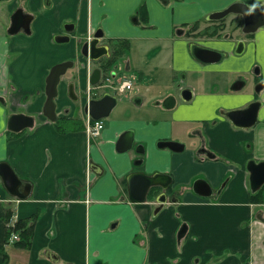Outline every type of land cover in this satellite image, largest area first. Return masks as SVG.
<instances>
[{"label":"crops","instance_id":"1","mask_svg":"<svg viewBox=\"0 0 264 264\" xmlns=\"http://www.w3.org/2000/svg\"><path fill=\"white\" fill-rule=\"evenodd\" d=\"M25 1L35 15L32 35L9 38L0 31V93L10 88L27 107L17 114L33 117L35 124L12 132V113L0 107V163L8 162L32 191L19 201L0 178V264H264V196L252 197L247 168L251 161H264V107L257 125L245 129L222 117L210 125L216 115L207 102L213 93L223 94L222 103L233 98L229 107L243 109L260 98L250 87L234 92L237 75H222L217 67L190 80L197 100L177 99L176 107L163 108L154 101L163 104L175 96L172 76H149L158 67L170 72L174 64L190 65L191 40L178 34L180 28L199 21L202 29L213 27L204 19L234 4L260 7L264 0H149L146 24L137 26L130 19L143 0H50L47 7L45 0ZM19 4H4L9 19ZM69 23L76 25L71 41L55 42V36L67 34ZM98 29L105 32L102 43L129 42L118 69L136 76L137 90L118 102L102 120L101 134L91 137L84 126L88 117L76 112L69 85L75 91L87 88L90 76L79 46ZM231 32L229 27L225 34ZM205 42L219 53L238 45L235 39ZM244 42V54L234 57L239 71L260 65L264 74V27ZM67 61H74V70L64 76L56 100L57 116L63 118L50 121L44 115L47 78ZM197 131L209 139L206 145L199 138L187 142ZM126 132L133 133L134 144L121 153L117 145ZM162 141L185 149L160 148ZM202 145L216 157L200 154ZM135 173L163 175L171 184L167 190L152 189L145 203H134L128 177ZM199 182L208 183L210 197L197 193ZM162 193L166 203L155 214ZM17 221L22 227L13 232L19 239L12 243L8 228Z\"/></svg>","mask_w":264,"mask_h":264},{"label":"flooded vegetation","instance_id":"2","mask_svg":"<svg viewBox=\"0 0 264 264\" xmlns=\"http://www.w3.org/2000/svg\"><path fill=\"white\" fill-rule=\"evenodd\" d=\"M12 1L13 0H0V5H2V6H0V9H1V7H4L0 11V31H2L1 33H3V31H5L4 32L5 36L9 37V38L17 37L21 34L25 35V36L32 35L35 15L29 12V10H28L29 6H27V2L25 0H20V4L18 5L17 9L10 15V19H9V17H7L6 6H8V4H10ZM44 3H45V6L47 7V5H50V0H45ZM231 6H233V5H231ZM142 7H144L145 11H146V5H144ZM229 8H227V9H229ZM227 9H225L224 11H226ZM221 12H223V11H221ZM221 12H217V13H221ZM145 13L146 12L139 13L143 17L142 21L145 20ZM214 15H215V13H214ZM212 16L213 15H210L209 18ZM209 18L204 19V22H206L208 24H212L213 27L209 26V27H206L205 29H202L201 27H202L203 22L199 21L198 23H195V24L194 23L193 24H187L178 30V34H180V36H183L184 38L191 40L190 43L192 45V48H191V46L189 48V55H191L190 56L191 60L189 62L190 65L186 64V66L180 67V69L183 68L180 70L176 67V64H174V65H172V68H173L172 71L173 72L172 71L169 72L167 70H164L162 67H158L156 71H152L149 74L150 78L152 75L154 76L159 72H161V74L163 75L162 78H164V79H166L167 76H172L171 77L172 78L171 85L173 86V88H174L173 91L175 93V96L170 95L169 97H167L163 104L158 103L159 101H157V100L154 101V104L160 105L163 108L164 107L165 108L176 107L177 99L180 103H183V104L193 103L195 100H197V98H196L197 95L195 94V91L191 87L190 80H194L195 78L196 79H202V78H204V75H206L208 73L213 74L215 71H217V70H215V68L219 67L220 73L222 75H228L229 77H232L235 74L237 75L236 82H234V84L232 85L234 92H237V91H240L243 89H247L248 87H250V90L253 92V94L255 96L259 97L261 101L260 102H254L251 105H249V107H246L243 109H231L229 107V105L233 104V101L236 102L233 98L229 99V98L225 97L224 100L226 102L222 103L223 99H221V97L223 96V94L217 95V94L213 93L212 94L213 98L207 99L209 108H212V110L214 111V114L216 115V117L214 118V120L211 122L210 125L217 124L219 122V117H222L223 119L229 120L234 126H236L234 124L235 122L232 121L231 119H229L226 115L228 113H231V117H233V115L235 114V118H236V112H239L238 113L240 115V119L238 120L239 126H236V127L240 128L242 123L247 122L245 119H242L241 114L247 113L246 118H248V116L251 114V111H246V109L250 108L251 106L260 104V106L258 107L257 122L255 124L251 125L250 128H248V129H251V128L255 127L258 123L259 109L260 108L262 109L264 107V102H263L264 74H263V70H262L260 65H253V66H250V68L246 71H239L240 69H239V67H237L238 66L237 59L234 57H237V56L244 54L245 48H246V45H245L246 43L244 42V40L246 38H249L254 33H248V34L245 33V28H246L245 22H244L243 17L240 14H229L225 18L219 19V20H211ZM229 27L231 28L232 32L230 34H225L226 29ZM75 28H76V25L73 23L65 24L64 25V31L67 34L55 36V38H54L55 42H57L58 38L66 39L68 37L69 41L66 43H69L71 41L70 34L74 32ZM207 28H209V29H207ZM235 32H239L238 35H235ZM96 34H98V35L103 34L104 35V37L102 39H100V45L106 46L108 48L109 55L104 56L103 58H101L98 61H92L90 58H86L83 56L86 59L84 65H85V67H87L90 77H89V80H88V83L86 86L87 88L85 87L86 89L84 90V92H85L84 100L83 101L79 100L78 102L73 101V103L75 105H77V107H78V109H76V112H78L80 110L81 112L85 113L84 106L86 105L87 102L92 101V100H95V101L100 100L103 97H105L106 95H111L112 97H115L117 99V104H118V102L120 101L119 95L126 96L127 94L137 90V88H136V82H137L136 76L131 75V74L127 75L124 72L122 73V71H123L122 69H118L119 68V62L122 60V57L124 55H126L129 51L123 53V55H121L119 58H115L116 61H114L113 63L111 62V65L106 66L107 61L108 62L113 61L112 59L115 57V51L118 49V45L119 46H123L125 44L130 45L127 40H125V41L124 40H116V41L109 40V44L108 43H102L103 40L105 39V32L102 29H98L94 35H92V36L89 35L84 40L82 39V41H80V47H81L80 51H82V48H83L85 42H87L89 39H91V40L94 39V36ZM209 39H217V40L220 39L222 41H225L226 39H231V40L235 39L238 45H236V47L231 52H230V49H227V48H225L223 51L220 50L221 54L223 55V57L220 61H218V62H205L204 59L206 57L204 56V51H201L200 49H210L206 46L207 42H205ZM201 40H203L205 43H201ZM66 43H59V44H66ZM81 54H82V52H81ZM15 56H17V55H15ZM103 60H105V61H103ZM11 62H12V59H11ZM3 63L4 62H2V64ZM97 68L101 69L102 76H101L99 83L97 85L93 86V85H91V75H92L93 71ZM226 68H229V69H226ZM2 69H3V67L0 68V71ZM63 78H62V80H63ZM119 81L131 82V89L127 90L123 94L118 92L117 88L119 85H117V84ZM249 82H251L252 85L249 84ZM46 84H47V82H46ZM70 85H73V88H74V84H70ZM8 92H11V93L8 94ZM58 92H59V88H58ZM74 93H75V88H74ZM212 95H210V96L212 97ZM58 96H59V94H58ZM57 98H56V100H57ZM30 100L31 99L27 98L25 101L30 104ZM21 102L22 101H17V99L14 98L12 91H10V88L4 89L3 93H0V107H2L5 110H9V113H12V115H16L18 113L19 109L25 110V113H26L27 107H23ZM67 110L70 112L71 109L67 108ZM233 112H235V113H233ZM23 115H25V114H23ZM62 118L63 117H60L58 115L57 122L61 121ZM89 119H90V121H89ZM88 121L90 123L94 122V120H92L91 118L88 117L87 121L84 124L85 127H87ZM34 124H35V120H34ZM193 134H195V135H193ZM190 135L191 136L188 137V141H187L189 143L193 142V141H191V140H193V138H195V139L199 138L200 140H202L204 142V145L207 144L206 142H209V139H207V137L204 136L203 134H201V132H199V131H197L195 133H191ZM164 142H167V141H164ZM161 143H163V141ZM179 144L184 145L182 143H179ZM200 154L208 155L211 158L216 157L215 154L211 153L209 151V149H206L203 145L200 149ZM252 163H256V162L251 161L248 164V166ZM261 163H264V161ZM256 164H260V163H256ZM249 181H250V174H249ZM225 186L226 185H224L223 188ZM251 190L253 193L252 194L253 198L258 197V199H259L260 194H262L264 196V187L261 190H258L257 192L253 190V187H251ZM259 192H262V193H259Z\"/></svg>","mask_w":264,"mask_h":264},{"label":"water","instance_id":"3","mask_svg":"<svg viewBox=\"0 0 264 264\" xmlns=\"http://www.w3.org/2000/svg\"><path fill=\"white\" fill-rule=\"evenodd\" d=\"M229 14H240L245 22V33H255L258 29L264 27V5L256 8H251L242 4H234L226 11L221 13H215L209 19L211 20H219L225 18ZM104 37L103 34L94 36V39H89L85 42L82 48V54L86 58H90L92 61H98L104 56H108V48L106 46L100 45V39ZM69 41V38L66 39L58 38L57 43H66ZM204 51V59L205 62H218L222 59L223 55L219 52L208 50V49H200ZM209 57V58H208ZM208 58V59H207ZM74 61H67L61 64L54 66L47 78V101L44 107V115L50 121H57V103L56 98L58 97V88L61 83L62 78L66 75L69 69L73 68ZM102 71L97 68L93 71L91 75V85H97L101 79ZM190 93V92H189ZM69 96L73 101L78 102L79 98L74 96V88L73 85L69 86ZM117 105V99L112 97L111 95H106L100 100H92L86 103L84 106L85 114L87 117L91 118L94 121H100L109 118L112 110ZM258 105L251 106L246 109V111H251V114L246 118L247 113H243L242 119H245L247 122L242 123L241 128H249L251 125L257 122V113H258ZM235 113V112H233ZM239 112H236L233 117H231V113H228L226 116L234 121L233 123L236 126H239L240 115ZM34 126V118L23 115L16 114L12 115L8 121V128L10 131L15 133H20L27 129H30ZM132 132L124 133L117 145L118 151L121 153H126L132 149L134 144V137ZM160 148L171 149L175 152H182L185 149V145H181L176 142H163L159 144ZM248 171L250 174V183L251 187H253L254 191L261 190L264 187V163L256 164L252 163L248 166ZM0 178L4 184V187L9 192V194L18 199L19 201L28 200L31 196L32 185L29 183H25L23 180L19 178L15 170L8 162L0 163ZM170 179V180H169ZM171 184V178L160 175V176H147L142 174H132L128 177V186H129V194L130 199L134 203H145L148 200L150 192L152 189L161 187L164 190H167ZM196 191L200 196L210 197L212 195V190L207 182H199L196 184ZM160 207L155 211V214H158L164 204L166 203V194L162 193L159 197ZM185 229H182L179 232L178 238L179 240L185 235Z\"/></svg>","mask_w":264,"mask_h":264},{"label":"built area","instance_id":"4","mask_svg":"<svg viewBox=\"0 0 264 264\" xmlns=\"http://www.w3.org/2000/svg\"><path fill=\"white\" fill-rule=\"evenodd\" d=\"M117 85H119L117 88L118 92L122 94L125 93L127 90L131 89V82H128V81H119ZM89 121L86 127L88 135L91 137H98L105 127L104 122L100 120V121H94L93 123H90ZM18 239H19L18 235L14 234L13 237L11 238V242L13 243L17 241Z\"/></svg>","mask_w":264,"mask_h":264},{"label":"rangeland","instance_id":"5","mask_svg":"<svg viewBox=\"0 0 264 264\" xmlns=\"http://www.w3.org/2000/svg\"><path fill=\"white\" fill-rule=\"evenodd\" d=\"M148 2H149V0H148V1H147V0H143V3H142L143 6L146 5V7H147V6H148V5H147ZM139 9H140V10H139ZM139 9H138L137 13L134 14L133 17L130 19L131 24H133L134 26H137L138 23H139V25H141V24H146V23L143 22V21H145V20L142 21L143 17L141 16V14H139V13H141V8L139 7ZM1 10H2V9H0V11H1ZM79 47H80V46H79ZM80 50H81V47H80ZM143 56H144V53L142 52V54L140 55V59H141V57H143ZM145 58H146V57H143V60H144ZM146 60H147V59H146ZM77 62H78V59H76V65L78 64ZM73 70H74L73 68L69 69L68 73H71ZM74 96H77V97L79 98L80 101H83V100H84V97H85V92H84L83 90H81L80 88H78V89L75 91ZM124 97H125V96H123V95H119V99H120V101H122V99H123ZM120 101H119V102H120ZM18 112H20V113H24L25 110H23V109H19ZM78 113H81L80 110L78 111ZM13 224H14V223H11V225H10L9 227H13V226H14Z\"/></svg>","mask_w":264,"mask_h":264},{"label":"trees","instance_id":"6","mask_svg":"<svg viewBox=\"0 0 264 264\" xmlns=\"http://www.w3.org/2000/svg\"><path fill=\"white\" fill-rule=\"evenodd\" d=\"M141 11L142 12H145V8L144 7H142L141 8ZM129 49V45L127 44H125V45H123V46H119L118 45V49L115 51V57L112 59L113 61H107V63H106V66H109V65H111V62L113 63L114 61H116V59L115 58H119L121 55H123V53H125V52H127V50ZM85 126V125H84ZM10 215H11V213H10ZM19 224V225H18ZM22 226L20 225V223H18V221L14 224V226L13 227H9L8 229H9V235H11L13 232H15V231H17V228L18 229H20ZM13 234H15V233H13ZM12 234V235H13ZM11 235V236H12ZM10 238H12V237H10ZM10 238H9V240H10Z\"/></svg>","mask_w":264,"mask_h":264}]
</instances>
